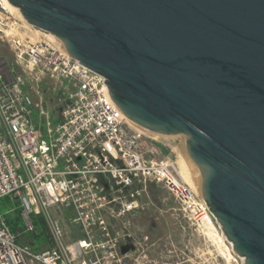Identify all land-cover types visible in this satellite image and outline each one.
I'll list each match as a JSON object with an SVG mask.
<instances>
[{
  "label": "water",
  "instance_id": "1",
  "mask_svg": "<svg viewBox=\"0 0 264 264\" xmlns=\"http://www.w3.org/2000/svg\"><path fill=\"white\" fill-rule=\"evenodd\" d=\"M7 1L106 78L133 125L183 148L234 253L264 264V0Z\"/></svg>",
  "mask_w": 264,
  "mask_h": 264
},
{
  "label": "built area",
  "instance_id": "2",
  "mask_svg": "<svg viewBox=\"0 0 264 264\" xmlns=\"http://www.w3.org/2000/svg\"><path fill=\"white\" fill-rule=\"evenodd\" d=\"M6 1L0 0V40L15 58L9 64L0 56V199L19 202L25 232L34 230L33 216L41 215L52 242L43 250L21 243L0 213V264H127L126 237L142 232L129 221L139 216L152 184L183 205L198 231L214 225L232 247L176 161L162 159L169 145L129 123L108 99L106 78L46 41L8 36L13 14ZM45 79L63 89L58 120L36 101Z\"/></svg>",
  "mask_w": 264,
  "mask_h": 264
},
{
  "label": "rangeland",
  "instance_id": "3",
  "mask_svg": "<svg viewBox=\"0 0 264 264\" xmlns=\"http://www.w3.org/2000/svg\"><path fill=\"white\" fill-rule=\"evenodd\" d=\"M12 20L15 21V26L24 25V22L15 13H13ZM30 34H33V32ZM39 38V40L46 41L61 49L56 42L51 41L42 33L39 34ZM0 56L9 64H12L15 58V54L6 40H0ZM61 90L63 89L56 87L53 82L47 79L37 86L36 101H41L45 110L49 111L51 118L55 120L59 119L66 101L64 96H60ZM38 112V109H35L33 114L35 120H38ZM36 123L38 129L45 130V124L39 125L38 122ZM147 137H150L153 141L167 143L169 146L163 150L162 159L169 158L177 161L178 154L174 148H182L180 145L162 137L156 139L151 135H147ZM142 202L143 207L137 209L140 211L139 216L129 221L132 224L131 228H141L142 232L126 237L130 247L129 250H131L127 264H135V261L142 264H244L243 259L237 257L230 245L234 259L229 263L218 252L216 246L206 239L204 233L198 231L191 221L185 217L183 205L173 198L163 186L150 185L148 194L143 197ZM0 213L6 219L9 217L18 221V218H21L19 202L16 199L12 200L10 197L1 198ZM35 216L37 215H34L33 219ZM21 226L22 229L15 232L19 241L33 248L35 244L31 237L25 235L30 231H24L22 220ZM79 236L80 233L78 232L77 235L71 236L70 241ZM146 236H149L148 241L145 240ZM37 246L35 250H43L50 244L43 242Z\"/></svg>",
  "mask_w": 264,
  "mask_h": 264
},
{
  "label": "bare ground",
  "instance_id": "4",
  "mask_svg": "<svg viewBox=\"0 0 264 264\" xmlns=\"http://www.w3.org/2000/svg\"><path fill=\"white\" fill-rule=\"evenodd\" d=\"M6 4H7L9 10L11 11V13L12 14L13 13L17 14L18 17L20 18V20L24 22V25L23 26H15L16 25L15 21L14 20L10 21L9 27L5 29V32H6V34L8 36H10V35L20 36L22 39H25L26 38V39H29L32 42H36V41H38L40 39L39 38V34L42 33L46 37H48L51 41H53L49 37V34L44 33L41 30H38V29L34 28L32 25H30L25 20V18L21 15V13L18 10H16L15 8H13L8 3V1H6ZM32 32H33V34H30ZM59 47L62 48V46H60V45H59ZM129 123L134 128L140 130L142 133L147 134V135H151L155 139L156 138H159V137H162V136L154 135V134L149 133L147 131L141 130V129L137 128L135 125H133L130 121H129ZM162 138H164V137H162ZM174 150L178 154V159L176 161V164H177V167H178V170H179V173H180L181 178L183 179V181L190 188H192L194 191L198 192V186L195 183V178L193 176V173L189 169V166H188L187 161L185 159V156H184L185 153H184L183 148H177V149L174 148ZM203 233H204L206 239L209 242L213 243L216 246L218 252L221 255H223L229 263L231 262V260L233 261L234 256H233V252L231 250V247L225 241L224 237L222 236V234L220 233V231H218V229L216 228V226H214V225H206L205 227H203Z\"/></svg>",
  "mask_w": 264,
  "mask_h": 264
},
{
  "label": "trees",
  "instance_id": "5",
  "mask_svg": "<svg viewBox=\"0 0 264 264\" xmlns=\"http://www.w3.org/2000/svg\"><path fill=\"white\" fill-rule=\"evenodd\" d=\"M33 220L35 225L34 230L30 231L29 233H25V235L27 237H31V240L35 244V246L33 247L35 250L38 247L37 245L43 242L51 244L52 238L49 232L48 225L41 215L35 216ZM7 222L13 232H18L20 229H22L20 217L18 218V221H15L14 219L8 217Z\"/></svg>",
  "mask_w": 264,
  "mask_h": 264
}]
</instances>
